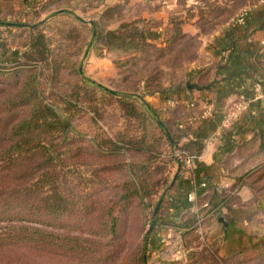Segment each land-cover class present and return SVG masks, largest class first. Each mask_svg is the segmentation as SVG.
<instances>
[{"label": "rangeland", "instance_id": "rangeland-1", "mask_svg": "<svg viewBox=\"0 0 264 264\" xmlns=\"http://www.w3.org/2000/svg\"><path fill=\"white\" fill-rule=\"evenodd\" d=\"M251 4L245 0H233L228 5L200 2L194 9L199 18L193 24L196 22L200 31L207 33L230 16L240 22V13L248 12ZM40 7L35 8L31 18L24 20L12 12H0V22L42 23L38 33L46 48L47 59L38 61L30 56L28 28L0 25V146L15 141L1 139V131L13 121L7 119L8 116L25 111L21 105H7L6 99L19 92L25 93L26 82L35 87L38 84L39 99L64 117L68 127L64 132H55L51 140L32 139L30 145L34 149L28 152L23 148L21 156L31 159L33 168L29 177L37 181L32 188L34 193L54 188L66 196L70 209L62 216L38 212L31 221L12 223L61 234L58 240L67 244V248L68 244H79L81 249L29 258L35 257L36 264H139L141 239L149 231L146 264H166L169 260L173 264H212L201 251L209 243L205 240L206 233L200 230L203 223L200 217L189 210L175 215L171 212L172 200L184 206L188 204L187 207H197L200 196L196 188L192 184L182 185L181 189L177 186L190 165L181 169L168 166L163 157L167 150L162 136L143 103L147 101L152 105L154 96H159L161 103L169 108L184 103V113L174 116L180 118L177 120L163 117V110L158 106L154 109L159 118L180 129L192 125L185 121L199 114L195 102L175 97L174 93L183 86L178 82L179 76L198 58L201 36L183 32L181 19L173 22L170 36L150 39L145 33L147 23L132 19V10L122 6L121 11L114 12V21L107 22L112 14L103 19L106 30H114L123 24L120 30L118 28L122 35H116V39L105 35L95 39L90 36L87 26L74 16L59 14L49 19L47 14L45 17L39 15L38 19L35 14ZM91 10L77 8L74 12L85 21L97 19L100 11ZM187 10L186 14L190 16V7ZM93 82L109 90L130 94L136 103L137 114L130 115L122 109L116 96L96 88ZM187 102L194 103V107H189ZM41 140L42 144L37 146ZM142 145L151 146V152H145L140 148ZM22 164L27 167L26 159ZM260 172L253 181L254 194L248 189L252 242L244 248L253 243L263 244L249 254V259L239 254L232 264H264V210H254L256 204L253 201L264 195V168ZM132 183L136 186L142 183L157 185L153 191L152 188L148 192L140 191L121 200L126 184L131 187ZM194 190L195 200L189 201L187 195ZM109 216L117 217L112 235L106 231ZM161 228L171 232L169 242L153 253L150 239L154 231ZM68 238L80 239L73 242ZM182 252L187 256L175 257Z\"/></svg>", "mask_w": 264, "mask_h": 264}, {"label": "crops", "instance_id": "crops-1", "mask_svg": "<svg viewBox=\"0 0 264 264\" xmlns=\"http://www.w3.org/2000/svg\"><path fill=\"white\" fill-rule=\"evenodd\" d=\"M45 1L0 0V12H12L24 20L31 18L35 8ZM207 1L228 5L233 0H105V6L91 11L101 13L104 8L120 3L124 9L132 10V19L147 23L145 33L150 39L170 36L173 22L181 19L183 32L201 36L198 58L179 76L178 82L183 86L174 93L175 97L194 101L198 113L202 111L203 100L209 99L212 103L210 115L199 117L185 128L183 141L198 144L199 164H189L177 182L179 189L182 185L192 184L200 198L195 208L172 200L171 212L174 215L188 210L195 212V216L203 221L200 230L206 233L205 240L217 245L220 256L231 257L252 242V225L248 220L250 207L247 205L250 192L238 182L235 166L241 161L239 148L256 132L264 130V0H245L252 4L242 22L230 16L204 33L196 22L193 24L199 18L194 9L196 4ZM188 7L190 16L186 14ZM47 14L49 11L40 13L44 17ZM1 48L0 40V51ZM256 92L258 97L248 109L225 124L224 118L232 103L241 96L251 98ZM153 100L152 106L162 109L165 118L177 120L180 118H175V114L184 113V103L169 108L161 103L159 96H154ZM170 234L166 228L154 231L150 239L151 251L154 253L163 243L169 242ZM181 256L185 257L187 253L175 255ZM166 264L173 263L169 260Z\"/></svg>", "mask_w": 264, "mask_h": 264}, {"label": "trees", "instance_id": "trees-1", "mask_svg": "<svg viewBox=\"0 0 264 264\" xmlns=\"http://www.w3.org/2000/svg\"><path fill=\"white\" fill-rule=\"evenodd\" d=\"M104 4L105 0H46L35 15L39 16L41 12L49 11L47 17L49 19L59 14L74 16L87 26L91 37L97 39L99 36L105 35V37L110 36L111 39H116V35H122L119 30L123 24L117 26L119 30L118 28L106 30L103 27V19L112 14V17L107 19V22L114 21V12L121 11L122 4L114 3L106 7L97 19H90L89 21H85L74 12V9L77 8L85 11L86 9L97 8ZM0 25L28 28L30 33L29 46L32 50L30 56L33 55L35 60L38 61H47L44 54L46 48L38 33V28L42 23L28 25L25 23L10 24L3 21L0 22ZM140 35L143 38L142 41H144V34L141 33ZM93 83H95L96 88L116 96L122 109H126L130 115L135 116L137 114L136 103L131 100L130 94L119 93L109 90L99 83ZM25 86V93L19 92L15 96H10L6 99L7 105L14 107L21 105L20 107H24L25 111L21 112V114L9 115L7 119L13 121L4 131H1L2 140L5 137V139H15V141L0 146V264H36V258H29V256L41 255L44 258L46 255L54 252L64 253L68 249L74 252L81 249L79 244H68L67 248V244L58 240L61 234L31 225L22 226L12 223L21 220L31 221L38 212L62 216L67 214L70 209L68 200L62 192L55 191L52 188L35 194L34 189H32L37 184V181L29 177L33 165L31 159L21 156L22 149L25 148L28 152L33 150L34 146L30 145V141L35 138L43 137L44 139L51 140L55 132L61 133L66 131L68 122L52 106L39 99V96H37L38 84L35 87L34 84H27L26 82ZM144 94L147 96V93ZM142 99H144V95ZM143 103L162 136L167 150L163 157L168 166H176L177 169H181L184 165L187 167V161L191 165L199 164L197 160L199 153L198 144L190 140L183 141V137L186 135L185 130L174 126L170 121L162 120L151 104L147 101H143ZM42 141L37 146L41 145ZM140 148L145 149V152H151L152 149L151 146L143 145ZM238 155L241 161L235 166L236 171L239 173L237 180L238 182H242L254 194L255 186L253 185L255 182L253 181L257 177L256 174L258 172L261 173L260 170L264 168V130H259L250 140L245 142L239 148ZM23 159L24 161L26 159L28 163L27 167H24L22 164ZM132 185L129 187L126 184V190L120 195L121 200H126L140 191L148 192L151 191V188L153 191L157 184L147 185L142 183L141 186H136V183H132ZM253 201L256 204L254 210H264V195L261 196V199L254 198ZM247 205L250 207L249 203ZM253 207L254 204L251 206V210ZM108 222L106 231L107 234L112 235L116 228L117 217L109 216ZM149 234L150 232L148 231L142 236L139 247V264H146V246ZM68 239L77 242L80 238ZM57 242L59 243L58 246L56 245ZM261 244L263 243H253L242 249L240 253L234 255L236 257L220 256L216 244L209 243V246H204L201 251L207 255L212 264H232L231 261L236 259L239 254H241L239 256H248L246 260L249 259V254L255 248H260Z\"/></svg>", "mask_w": 264, "mask_h": 264}, {"label": "built area", "instance_id": "built-area-1", "mask_svg": "<svg viewBox=\"0 0 264 264\" xmlns=\"http://www.w3.org/2000/svg\"><path fill=\"white\" fill-rule=\"evenodd\" d=\"M247 14V10H244L240 13V16L238 18V20L241 22L244 20L245 15ZM258 85H256L255 90L258 91ZM258 97V93L256 92L253 97L251 98H245L243 96L239 97L238 99H236L230 109L228 110L225 118H224V123H228L231 120L237 118L241 113H243L244 111H246L248 109V107L250 106L251 102L256 99ZM187 105L189 107H194V103H189L187 102ZM212 111V103L209 99H205L202 101V111L201 113L197 114V116H193V117H189L186 119L185 123L187 125H191L193 124L199 117L201 116H206V115H210ZM181 126V125H180ZM187 163H189V161H187ZM202 187L205 186L204 183L201 184ZM187 199L189 201H194L195 200V190L188 193L187 195Z\"/></svg>", "mask_w": 264, "mask_h": 264}]
</instances>
